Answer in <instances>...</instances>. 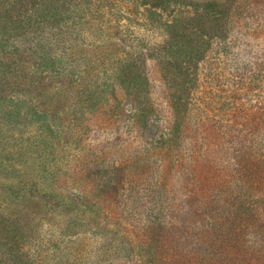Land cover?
Instances as JSON below:
<instances>
[{"label": "rangeland", "instance_id": "374dc122", "mask_svg": "<svg viewBox=\"0 0 264 264\" xmlns=\"http://www.w3.org/2000/svg\"><path fill=\"white\" fill-rule=\"evenodd\" d=\"M209 1L219 2L220 11L208 19L192 8ZM177 3L152 15L138 1L110 0L78 21L36 17L40 13L25 1L12 7L0 0V85L8 86H0V130L12 142L21 138L19 156L5 153L0 166V224L13 219L35 229L42 250L50 252L35 264H58L51 246L61 232L83 264H133L120 254L128 242L139 245L134 224L145 210L176 215L188 198L179 165L205 160L211 167L201 178L212 182L216 172L229 179L233 137L250 144L242 153H250L243 157L248 170L261 171L262 163L264 172V76L252 77L255 66L249 65L264 61V0ZM56 11L63 12L58 3ZM178 15L169 31L163 23ZM179 35L182 40L170 41ZM234 36L242 60L236 48L210 58L209 43ZM193 48L205 55L183 56ZM49 59L58 62L54 70L45 68ZM105 85L104 103L93 111L85 100L92 86ZM48 125L53 137L33 140ZM177 125L182 138L166 147ZM74 195L79 208L65 210ZM0 261L24 264L5 255Z\"/></svg>", "mask_w": 264, "mask_h": 264}, {"label": "trees", "instance_id": "16d2710c", "mask_svg": "<svg viewBox=\"0 0 264 264\" xmlns=\"http://www.w3.org/2000/svg\"><path fill=\"white\" fill-rule=\"evenodd\" d=\"M5 1H9L12 7L14 1L19 4L23 1L27 2L28 5L26 6H31V9L40 13L36 17L42 15L41 17L44 18V16L49 15L51 17L58 16L59 20L61 18H65L66 20L68 18H75L80 21L85 12H96L102 5L106 6L110 0ZM133 1H138L139 5L144 6V10L152 15H158L156 10L166 11L169 6L178 5L177 0ZM97 2L99 3V8L97 7ZM57 3L63 12H52L54 8H57ZM218 4L219 2L209 1L200 3L197 8H192L196 13L200 9L203 13L201 15H204V18L208 19L211 15L217 13V10L220 11ZM26 6L20 5L19 9L27 10ZM184 7L186 8L187 4H184ZM261 7V11H263L262 15H264V3ZM10 9L5 8L4 13L10 12ZM65 11L70 13L71 16L64 13ZM179 19V15L175 16L169 24L164 22L163 25L169 31H174L173 28L178 25ZM201 20L205 22V19ZM201 20H196L195 22L203 25ZM206 21L211 22V20ZM73 24L77 26L80 23L73 22ZM235 36L222 44L215 42V46L213 47L209 43L208 48L205 50L209 51L208 55L210 58H212L213 53L216 51L221 50L223 54L227 55L236 48L234 55L239 61L242 56L239 55L238 49L240 44L237 42ZM175 38H177L176 43L182 40L180 39L182 36L179 35L173 36V39H170V41H174ZM187 47L191 48V46L184 45V48ZM201 55H205V53L200 54V51L193 48L183 56H191L189 60H193L197 58L201 59ZM259 60H257L258 63L254 60L252 64H249L252 67L255 66V72L252 76L255 79L264 76V61L262 59ZM57 63L55 59H49L45 64V68L54 70L57 67ZM0 65V72L4 73L3 67L5 66L1 63ZM60 65L61 63L58 64V66ZM8 66L10 67V65ZM119 78H117V81H119ZM7 87L3 83L1 89L4 90ZM92 87L93 91L90 92L91 94H88L85 102H88L87 106L94 107L93 111H96L104 103L108 86H102V90L95 88L96 86ZM84 91L87 92V87ZM31 110L34 112L33 109ZM32 112L28 113L32 114ZM41 128V136L40 133L35 134L34 132L33 140L37 137L42 139L44 133H48L52 137L56 133V130L53 131L50 126ZM239 132L238 130L235 136H238ZM181 135L179 125L171 128L165 146L169 147L172 141L178 143L182 138ZM0 139L1 166L5 161L4 158H6L5 153L7 155L19 156L21 138L12 142L10 141L11 138L6 137L4 131L0 130ZM33 140L30 141L31 144ZM242 143L241 146L240 141L236 140V137H233L232 141L228 143L231 147L229 153L232 158L233 173L229 179H225L221 175L217 178L216 172V178L214 176L212 182L201 178L200 172L207 168L208 165V162L205 160H202V162L197 161L192 167L179 165V178L186 185V192L189 193L188 198L190 199L187 198L181 202V205H179L181 208L178 209L180 211L176 212V215L170 212L172 211L170 209H166L167 211L162 208L159 211H155L152 208L145 210L143 213L145 218L140 219V221L134 224L135 230L140 237V240L137 238L139 245L136 247L130 246V242H128L127 249L124 248L122 250L124 251L123 255L120 254L123 260L131 261L133 264H264V231L261 229V222H264V172L262 163H259L262 172L259 170H248V161L244 158L250 157V153L248 151L243 155L242 153L244 146L248 148L250 144ZM260 146L263 147L261 144ZM10 148L11 150L16 149L12 152ZM254 168L255 166L253 165V168L250 169ZM196 170L198 171L196 172ZM183 180L193 182L188 184ZM196 186H200V190L195 189L194 187ZM75 198V201L71 200L72 206L66 204L68 207L64 208L65 210L67 208L71 209V207L74 209L79 208V204L77 203L78 197L75 196ZM147 204V200H144L142 206H146L147 208ZM140 209L144 208L141 207ZM12 220H6L4 224L1 221L0 224V255L2 258L4 255L10 256L11 259L23 262L24 264H35L41 260L45 261L44 256L50 255V252L49 250H42L37 235H33L35 229L32 226L20 227L16 220H14V224ZM79 223L74 222L73 225H79ZM248 234H250L249 237ZM59 237L55 239L51 246L53 252L57 253L53 257V260L58 262V264H83V260L77 254V250L67 246L66 232H61ZM119 244L120 242H117L115 247H118ZM138 247L140 248L139 250L136 249ZM117 253V248H115L112 251V255L115 256ZM0 264H2V261H0Z\"/></svg>", "mask_w": 264, "mask_h": 264}]
</instances>
